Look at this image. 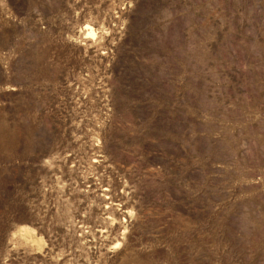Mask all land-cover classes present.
<instances>
[{"label":"rangeland","instance_id":"1","mask_svg":"<svg viewBox=\"0 0 264 264\" xmlns=\"http://www.w3.org/2000/svg\"><path fill=\"white\" fill-rule=\"evenodd\" d=\"M0 264H264V0H0Z\"/></svg>","mask_w":264,"mask_h":264}]
</instances>
